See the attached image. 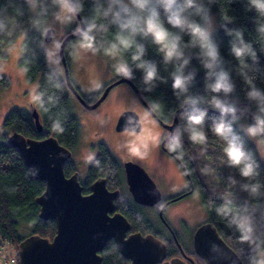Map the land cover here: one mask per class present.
Masks as SVG:
<instances>
[{
  "label": "trees",
  "instance_id": "obj_1",
  "mask_svg": "<svg viewBox=\"0 0 264 264\" xmlns=\"http://www.w3.org/2000/svg\"><path fill=\"white\" fill-rule=\"evenodd\" d=\"M43 3L48 9L46 15L40 14L38 9L36 12L30 9L29 0H0V22L4 25V30L0 31V55L7 56L6 48L23 34L24 48L21 63L25 67L27 80L38 82L40 100L37 108L43 126L42 131H38L29 108L13 107L3 121L7 130L3 132L0 140V243L8 241L17 250L20 242L32 234L52 239L56 233V223L51 219L40 218V206L36 197L44 191L45 183L31 177L19 150L7 143L8 134L18 131L33 138H45L52 135L70 149L75 148L80 140L79 117L72 105V99L76 96L69 89L65 75L55 72L48 63V55L46 56L47 50L43 38L44 18L53 13L55 6L51 4V0H43ZM245 3L246 0H215L211 9L217 12L218 18L222 21L216 28L214 38L224 57L225 67L231 72L236 85L230 99L241 110H247L253 115L257 108L255 102L249 101L246 97L249 86L245 83V77L240 75L241 61L231 55L229 41L232 37L228 36L225 28L222 27L227 20H231L232 23L227 24V28L241 29L244 33V40L255 49L258 63L253 64L250 59L247 60L248 76L253 78L257 88L264 90V36L257 31L258 24H264V18H260L253 11H246ZM83 5L80 15L86 23L94 16L93 0H83ZM74 18V23L65 34L79 28L78 18L76 16ZM97 21L107 24V21L102 18H97ZM116 32L115 25H111L105 31L96 33V43L100 52L115 39ZM75 39L69 41L66 47L69 64L70 46ZM187 39L188 37L185 36V40ZM140 42L144 43L147 48L145 59L154 60L157 63L159 75L166 82L157 80V86L152 91H146L148 86L143 83V74L135 68L134 64L131 65L134 69V78L131 80L152 110L154 106H158L153 110L157 117L165 123H171L176 110L184 106V97L177 96L172 89L170 73L173 67L163 62L162 53L150 40ZM195 51L189 49L188 54L194 55ZM123 57L131 64V52L124 53ZM187 71L195 73L190 85V94L201 95L208 101L201 105L207 110L204 126L207 142L203 145L195 144L189 139L187 132L183 131L186 123L184 115L189 108L187 106L179 113L178 125L174 131V133L177 131L182 133V147L175 152L170 151L168 144L171 137L166 139V147L171 155L185 164L192 180L200 187L203 204L209 211L211 220L217 222V224L213 223L221 236L239 253L245 264H260L258 252L264 248V161L259 157L256 143L244 136L246 148L254 154L260 165L259 176L249 181L239 175L237 168H230L226 165V157L223 155L224 143L212 131L213 122L219 118V113L211 107L214 94L205 90L207 81L204 70L197 59L191 60ZM10 82L9 77L0 73V86H9ZM100 91L101 89L92 96L84 98L93 101ZM242 119L250 123L248 114L243 113L242 118L234 125L237 131L241 129ZM97 147L99 153L90 167V174L92 176L96 173L104 174L108 167L118 168L115 162L117 158L110 146L100 141ZM65 172L68 174V167L65 168ZM229 177L235 179V184L229 181ZM115 179H111L110 184L121 185L120 180ZM256 182L262 185L259 193L248 197L247 194L250 192L242 186ZM229 203L233 205L231 212L225 210ZM146 208L136 203L131 197L129 198L124 192L117 201V209L129 219L131 230L145 234L153 233L168 245V256H172L173 249L170 246L169 237L148 216ZM183 246L188 254L193 255L195 264H206L195 250L191 249L190 252L186 244ZM102 257V264H128V259L117 249L114 240L109 241L102 250ZM13 264H19V253L15 260L13 259Z\"/></svg>",
  "mask_w": 264,
  "mask_h": 264
},
{
  "label": "clouds",
  "instance_id": "obj_2",
  "mask_svg": "<svg viewBox=\"0 0 264 264\" xmlns=\"http://www.w3.org/2000/svg\"><path fill=\"white\" fill-rule=\"evenodd\" d=\"M29 3L30 9H38L40 14H47L48 9L43 0H29ZM213 3L215 0H93L94 16L78 31L79 47L93 53L99 51L96 33L115 25V39L103 49L104 54L117 60L114 65L116 73L127 79L134 78L131 66L134 64L143 74V83L148 86L145 90L152 91L157 86V80L166 81L159 75L157 63L145 59L147 48L140 41L150 40L162 53L163 62L173 67L170 75L174 94L183 96V103L189 106L184 115L186 123L183 131L187 132L193 143L203 145L207 142L204 128L207 110L201 105L208 101L201 95L190 94L195 73L186 72L191 60L197 59L207 81L205 90L214 94L211 107L219 113V118L213 122L212 131L224 143L225 163L230 168H237L241 177L252 181L259 176L260 165L254 154L246 148L244 136L264 142V90L257 88L253 78L248 76L247 60L256 64L258 57L252 45L244 40L243 31L227 28V24L232 23L227 20L222 27L232 37L229 41L230 53L241 61L240 75L245 77V83L249 86L246 97L254 101L257 108L251 117L252 122L237 131L234 125L242 118L243 111L230 99L236 85L231 72L225 67L224 57L214 38L216 29L211 11ZM51 4L58 9L55 19L61 23L70 22L84 7L83 0H51ZM245 10L264 18V0H246ZM97 18H102L107 24L98 23ZM3 30L4 25L0 22V31ZM257 31L264 36V24H258ZM189 49L196 50L195 54L189 55ZM127 52H131V64L123 59V54ZM47 55L50 54L46 52ZM181 136L180 131L172 134L168 144L170 151L175 152L182 147ZM154 142L159 143L158 135ZM127 147L133 156H142V149L146 145L137 140ZM229 181L235 184L233 177H229ZM242 187L256 195L262 185L256 182Z\"/></svg>",
  "mask_w": 264,
  "mask_h": 264
},
{
  "label": "water",
  "instance_id": "obj_3",
  "mask_svg": "<svg viewBox=\"0 0 264 264\" xmlns=\"http://www.w3.org/2000/svg\"><path fill=\"white\" fill-rule=\"evenodd\" d=\"M76 17L79 28L66 34L59 44L66 82L76 98L85 108L93 109L104 101L113 86L127 82L154 117L169 130L168 137H171L178 125L179 113L188 105L184 104L176 110L171 123H165L149 107L131 79L118 78L107 85L92 103L84 98L71 78L66 54L68 42L78 38L79 29L86 24L80 13ZM54 33V28H46L43 33L45 42H50ZM242 111L248 114L251 123L252 114L247 110ZM32 115L36 128L42 131L37 107L32 109ZM116 128L141 130L139 114L133 110H124L118 117ZM7 143L19 150L31 177L45 183L44 191L36 197L40 206L39 216L56 223V233L52 239L32 234L20 242L19 264H102L100 251L112 239L121 254L130 260L129 264H189L179 256L166 259V243L153 233L135 231L128 234L131 223L122 212L116 210L115 199L119 196V191H110L104 177L93 182L92 192L83 193L78 173L70 176L65 173L64 167L71 157V149L62 145L55 136L33 138L13 131L8 134ZM181 165L184 167L183 163ZM124 166L127 182L136 202L152 206L162 199L161 190L142 165L127 160ZM194 248L206 264H245L239 253L210 221L196 229Z\"/></svg>",
  "mask_w": 264,
  "mask_h": 264
},
{
  "label": "rangeland",
  "instance_id": "obj_4",
  "mask_svg": "<svg viewBox=\"0 0 264 264\" xmlns=\"http://www.w3.org/2000/svg\"><path fill=\"white\" fill-rule=\"evenodd\" d=\"M32 10L36 12L37 9ZM57 11L58 9L55 7L53 13L44 18V29L49 27L55 29L53 39L50 42H45L44 46L47 53L50 54L48 55L50 67L58 74L63 75L64 65L59 54V44L66 35V31L74 23L75 18L68 23H61L55 19ZM211 11L216 29L222 21L218 18L216 11L212 9ZM23 39L24 36L21 34L6 48L7 56L0 55V73L11 80L9 86H0V140L3 137V132L7 130L3 124L7 113L13 107L29 108L32 111L40 100L38 82L27 80L25 67L21 63L24 48ZM79 42L80 38H77L70 46V74L75 85L88 98L117 74L114 69L117 60L105 55L104 51L100 52L99 50L95 53L86 51L79 47ZM72 105L80 122V140L75 147V153L77 152L79 167L83 171L90 161L89 156L92 157L96 153L93 145L104 141L114 154L119 156L117 158H130L132 161L142 164L152 175L164 197L174 195L181 190L186 182L183 170L171 155L161 149L159 143L154 142L157 135L160 140L163 126L143 104L129 83H122L115 87L96 108H85L75 97L72 99ZM124 110H133L139 114L143 124L141 131L117 130L118 117ZM247 124L249 123L244 119L240 121L241 128ZM144 136H148L146 141L140 139ZM137 140L146 145V148L142 149L144 153L142 156H133L128 151L127 146ZM254 142L257 145L260 159L264 161V142ZM247 196L250 197L251 194L248 193ZM232 207L233 205L229 203L225 210L231 212L233 211ZM146 213L159 226L157 211L148 207ZM164 215L179 235L189 239L199 221L208 217V211L201 202L198 193H194L181 201L173 202ZM17 254L18 250L8 241L0 243V264H13V259L15 260ZM258 258L260 264L264 262V248L259 250Z\"/></svg>",
  "mask_w": 264,
  "mask_h": 264
},
{
  "label": "flooded vegetation",
  "instance_id": "obj_5",
  "mask_svg": "<svg viewBox=\"0 0 264 264\" xmlns=\"http://www.w3.org/2000/svg\"><path fill=\"white\" fill-rule=\"evenodd\" d=\"M120 77H123L119 74H116L113 79H111L109 82H107L106 84H104L100 89V93L97 97L94 98L93 101H88L90 103L94 102L100 95L101 93L103 92V89L109 85L110 83L114 82L115 80H117L118 78ZM122 83H127V82H121L119 84H122ZM119 84L113 86L108 95L110 94V92L115 88L117 87ZM83 95V94H82ZM107 95V97H108ZM85 97V96H84ZM106 97V98H107ZM86 98V97H85ZM105 98V99H106ZM104 99V100H105ZM142 101V100H141ZM80 102V101H79ZM81 103V102H80ZM82 104V103H81ZM144 104V103H143ZM88 109V108H87ZM149 110V109H148ZM150 111V110H149ZM152 114V113H151ZM153 115V114H152ZM154 116V115H153ZM161 124V123H160ZM162 125V124H161ZM163 126V125H162ZM143 129V124H142V128L141 130ZM141 130H138V131H141ZM137 131V130H136ZM169 130L167 128H165L163 126V133L160 137V140H159V146L161 147V149L168 153L169 155H171V153L169 152L168 148L166 147V139L168 138V135H169ZM148 136H144V138H141L142 140L146 141ZM94 148L96 149V153L95 155H93L92 159L89 161V163L85 166V170L83 171L81 167H79V161H78V158H77V152L75 153V150L76 148H73L71 149V157L67 160L66 164H65V167H68V176L74 174V173H78V176H79V180H80V183L82 184V187H83V193L85 194H88L90 192H92V184L93 182L99 178V177H104L106 179V184H107V187L110 191H115V190H118L119 191V196L115 199V204H116V210L117 209V201L119 199V197L123 194V192L129 196V198L131 197L133 200V195L130 191V188H129V185H128V182H127V176H126V170H125V166H124V162L127 161V160H131L130 158H125V159H119L117 157L116 154H114V152L112 151V153L116 156L117 160H115V162L117 163L118 165V168H116L115 166L113 168L111 167H108L106 168L104 174H94L93 176L90 174V167L92 166V164H94V161L99 153V149L97 147V143L95 145H93ZM177 162V164L180 166V168L183 170L185 176H186V182L185 184H183L181 190H179V192H177L176 194L174 195H171V196H167V197H164L163 194H162V199L157 202L155 205H144V204H141V203H138V204H141V205H144L146 206L147 208H154L158 215H159V218H158V224L162 230V232H164L166 234L167 237H169V243H170V246L172 247V256H168V245L166 244L167 246V256H166V259H169V258H172V257H175V256H179V257H182L184 258L189 264H195L194 260H193V255L190 253L188 254L187 253V249L185 250V247L183 245L186 244V246L188 247V251L191 252V249L192 250H195L194 248V233L196 231V229L203 223L205 222H214L215 224H217L216 221H212L210 216H209V211H208V217L206 219H203V220H200L199 223L195 226V228L193 229V232H192V235L189 239L187 238H183L181 235H179L177 233V231L171 226V224L169 223V221L166 219L164 213L165 211L167 210V208L173 203V202H176V201H181L191 195H193L194 193H198L200 199H201V202L203 203V198H202V192H201V189L200 187L198 186L197 183H195L191 176H190V173L188 172L187 170V167L185 166V164L180 161L179 159H177V157H174L173 155H171ZM70 160V161H69ZM69 161V162H68ZM134 161V160H133ZM181 163L184 164V167H182ZM142 165V164H141ZM87 167V169H86ZM146 169V168H145ZM148 172V171H147ZM66 173V172H65ZM149 173V172H148ZM151 177L152 175L149 174ZM115 178H118L121 182V185H118V184H110V180L111 179H115ZM116 180V179H115ZM204 205V204H203ZM205 206V205H204ZM206 208V207H205ZM119 211V210H118ZM132 229V227H131ZM129 229L128 230V234L131 233V232H135L136 230H131ZM145 234V233H144ZM113 240V239H112ZM111 241V240H110ZM115 242V241H114ZM108 244V243H107ZM106 244V245H107ZM116 244V243H115ZM174 244V246H173ZM105 245V246H106ZM104 246V248H105ZM117 247V246H116ZM103 248V249H104ZM190 248V249H189ZM102 249V250H103ZM118 249V248H117ZM102 250L100 251L101 254H102ZM196 251V250H195ZM128 259V258H127ZM102 260H103V257H102ZM130 260L128 259V264H129Z\"/></svg>",
  "mask_w": 264,
  "mask_h": 264
}]
</instances>
